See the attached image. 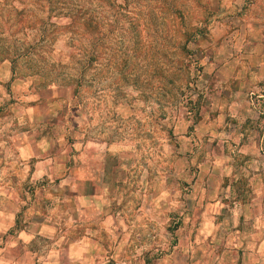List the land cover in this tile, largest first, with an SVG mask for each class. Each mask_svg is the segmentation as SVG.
Returning <instances> with one entry per match:
<instances>
[{"label": "rangeland", "instance_id": "1", "mask_svg": "<svg viewBox=\"0 0 264 264\" xmlns=\"http://www.w3.org/2000/svg\"><path fill=\"white\" fill-rule=\"evenodd\" d=\"M31 1L0 0V65L14 60L13 75L37 88L71 87L81 73L79 130L107 147V212L152 231L142 206L161 196L169 259L180 244L184 257L194 246L216 264L255 261L259 235L264 243V0H115V59L86 71L75 65L65 12ZM121 7L148 18L129 25ZM114 60L115 70L105 67ZM18 82L0 81V142L23 127Z\"/></svg>", "mask_w": 264, "mask_h": 264}, {"label": "crops", "instance_id": "2", "mask_svg": "<svg viewBox=\"0 0 264 264\" xmlns=\"http://www.w3.org/2000/svg\"><path fill=\"white\" fill-rule=\"evenodd\" d=\"M18 80L11 88L20 96L23 127L12 141L0 142V264H152L154 253L160 256L156 264H216L213 251L206 256L193 246L201 239L195 242L192 234L204 233L201 228L190 232L192 255L184 257L177 244L175 256H166L161 196L142 206L145 225L156 223L152 231L124 226L119 214L108 213V150L80 132L87 115L72 88H37L17 79L9 63L0 65L1 82ZM259 236L255 261L242 264H264Z\"/></svg>", "mask_w": 264, "mask_h": 264}, {"label": "trees", "instance_id": "3", "mask_svg": "<svg viewBox=\"0 0 264 264\" xmlns=\"http://www.w3.org/2000/svg\"><path fill=\"white\" fill-rule=\"evenodd\" d=\"M31 3L39 9H46V11L49 9L57 16L65 12L64 17L68 19V44L71 53L75 52L74 56L78 58L75 65L82 71L92 69L97 65V62L105 57L111 56L115 59V45L112 48V44H115V0H32ZM116 11L117 18L120 16L122 19H127L130 22L129 25L134 27L142 25L148 18V15L141 16L139 11H128L122 7ZM145 13L148 12L145 11ZM24 15L23 13L18 15L17 24L22 25L25 20ZM40 29L38 26V30L41 32ZM56 29L59 32L62 30L61 27ZM56 34L58 35V32ZM28 55V52L23 54V56ZM18 56L22 57V55ZM14 62V60L11 61L12 73L14 72ZM105 67L115 70V60L113 63H107ZM78 75L68 83L73 87L75 97H78V89L83 81L81 73Z\"/></svg>", "mask_w": 264, "mask_h": 264}]
</instances>
